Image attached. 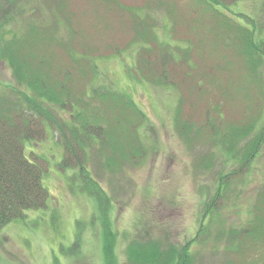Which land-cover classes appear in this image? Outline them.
<instances>
[{
    "label": "rangeland",
    "instance_id": "1",
    "mask_svg": "<svg viewBox=\"0 0 264 264\" xmlns=\"http://www.w3.org/2000/svg\"><path fill=\"white\" fill-rule=\"evenodd\" d=\"M201 2L62 0L61 5L66 8L62 12L72 14L70 24L53 15L57 7H49V3L42 1V4L40 0H0V91H7L6 85L14 84L13 71L1 57L3 43L24 35L30 24L40 22L42 29L50 31V34H45L47 41L43 45L40 43V48L43 46L46 52V58H43L52 66L50 69L55 71L73 65L64 49L50 42L52 35L77 52L78 58L85 57L87 62L83 60L82 65L87 75L82 80L87 86L92 84L90 86L96 87L98 94L106 88L121 98L122 95L130 97L129 100L135 102L141 111L138 132L146 150L145 157L138 164L132 165L126 161L121 169L111 172L103 167L104 158L99 157L102 145L94 142L91 150L95 152L90 156L88 167L104 190V193L95 196L85 188L90 185L88 178L78 179V169L63 168L60 164L63 146L58 141V134L49 126L45 139L25 141L24 152L29 159L33 160L31 154L34 153L47 162L42 181L49 197L45 208L28 210L23 219H16L1 229L0 264H105V220L114 232L118 264H130L127 251L134 241H157L163 249L175 245L182 250L188 246L192 255L199 256L196 260H200V264H226L225 260L229 258L226 250L228 242L226 237L216 238L218 225L242 227L252 218L258 192L264 187V139L258 156L247 172H239L235 178H231L232 192L229 194L232 197L223 199L224 206L216 218L218 224L214 222L210 225L212 230H208L209 227H206L210 218L204 214L205 204L216 195L219 174L235 170L240 163L233 160L227 164L226 152L217 148L212 139L208 140L205 103L200 102V109L195 112L185 105L183 115L195 118V126L199 125L206 139L205 142L196 140L189 145L177 126V90L141 79L136 72L142 50L140 45L145 43L138 39V33L144 26L153 29L158 41L164 42L178 60L175 46L186 47L193 43L196 59H199L198 48H202L206 55V58L200 56L202 65L188 60V68L208 67L216 57L218 60L223 58L222 64H228V67L232 65L229 61H235L234 58L217 52L215 48L211 50L210 44L216 37L211 35L212 31L209 32L207 18L210 12ZM221 10L247 27L253 25L240 13L255 19L257 32L264 38V0H239ZM56 23L58 30L49 28ZM75 30L76 34L73 32ZM219 40L222 41L219 48L224 49L223 40ZM145 44L150 46V43ZM92 55L97 74L91 71ZM40 57L39 54L35 56ZM46 69L51 77L55 78V74H58L57 70L52 73L48 67ZM242 74L249 86L246 89L241 87L238 97L234 95L226 102L222 91L216 90L219 100L223 102L226 122L245 124L254 114L260 113L264 84L259 92L260 88L249 72L242 71ZM77 80L74 86L84 83ZM215 83L220 84V80L216 79ZM75 90L79 94V90ZM247 93L255 96L251 107L248 106ZM115 95L112 96L115 99L108 100L110 103L105 110L99 107V103L102 105L99 98L91 106H85L83 111L84 118L93 125L104 126L106 123V131L114 140L113 145L118 144L121 128V110ZM256 101L258 105L255 111ZM63 114L70 118L68 112ZM210 117L218 118L212 111ZM125 118L134 120L128 115ZM133 120L132 126L127 121L122 127L129 130L134 125ZM258 126L259 130L264 128V107ZM112 142L106 143L107 149L111 150ZM202 225L204 231H201ZM198 235L210 236H207V243L199 244L195 242ZM256 257L248 260H256L259 264L264 262V251L260 257Z\"/></svg>",
    "mask_w": 264,
    "mask_h": 264
},
{
    "label": "trees",
    "instance_id": "2",
    "mask_svg": "<svg viewBox=\"0 0 264 264\" xmlns=\"http://www.w3.org/2000/svg\"><path fill=\"white\" fill-rule=\"evenodd\" d=\"M40 1L49 3V0ZM61 1L50 0L48 5L52 8L57 7L53 15H58L59 18L71 24L72 14L69 12L65 15L62 12L66 8L61 5ZM198 1H203L206 10L210 12L207 18L208 29L210 33L212 31L211 35L216 37L215 41L213 40L210 44L211 50L215 48L217 52L221 51L223 55L234 58L235 61H229L232 65L228 67V64H222L223 58L218 60L216 57L213 58L214 62L212 60L213 64L208 67L188 68V60L202 65L201 57L206 58L202 48L201 50L198 48L199 59H196L194 56L196 48L193 43H189L188 47L175 46V53L179 56L178 60L164 42L158 41L154 30H149L147 26H144L145 28L138 33V39L150 43V46L141 43L142 50L139 52L136 72L141 79L161 87L168 85L167 87L177 90V126L181 135L188 140L189 145L196 140L205 142L206 139L202 136L203 132L199 125L195 126L197 124L195 118L192 115H183L185 105L187 104L191 111L195 112L200 109V102L205 103L208 140L212 139L217 148L226 152L227 164L233 160L240 163L235 170L220 172L216 195L205 204L204 214L210 218L209 226L206 228L209 227L208 230H212L210 225L216 222L225 203L223 199L232 197L229 194L232 192L231 178H235L239 172L240 174L247 172L258 156L264 139V128L259 130L258 126L264 107V91L261 93L263 103L260 113L254 114L245 124H236L224 120L223 102L219 100L220 97L216 90L222 91V97L226 98V102H229L234 95L238 97L242 91L239 89L241 87L246 89L249 86L248 82L243 80L242 71L249 72L253 81L259 86V92L263 89L264 38L257 32L255 19L240 13L253 25L247 27L221 10V8L227 9L239 0ZM41 26L40 22L30 24L24 35L12 39L9 43H3L1 48V57L8 62L13 71L14 84L6 85L7 91L5 89L3 92L0 91V231L8 223L23 219L28 210L47 206L49 192L42 181L43 173L47 170V162L35 156L34 153L31 154L33 160L29 159L24 152L25 141L45 139L47 126L58 134V141L63 146L60 164L63 168L78 169L76 174L78 177L75 175L78 179L88 178L90 185L85 188L87 187V190L95 196L101 195L104 190L100 181L88 167L90 156L93 151L95 152L94 149L91 150L94 142L102 145L99 149V157L105 159L102 165L111 172L121 169L126 161L132 165L138 164L146 153L138 132L141 111L135 102L132 99L129 100V96L126 98L122 95L123 98H121L106 88L98 94L96 87L90 86L92 84L87 86L82 80L83 76L87 75L86 68L82 65L83 60L87 62L85 57L78 58L77 52L56 40L52 35L49 37L50 42L53 41V44L62 47L70 56L73 65L55 69L58 74L54 73L55 78L50 76L46 67L52 73L55 71L50 69L52 66L44 59L46 58L44 47L42 46L43 50L40 48V43L43 45L47 41L45 34H50V31H45V28L42 29ZM49 28L54 31L58 30L57 23ZM73 32L76 34L77 30ZM219 39L223 40L224 49L219 48V44L222 43ZM35 49H38L36 54L41 55L40 58H35ZM91 62V71L97 74L93 55ZM77 79L84 82L83 86H74ZM216 79L220 80V84L215 83ZM236 79L242 80L237 81ZM113 95L118 98L117 105L121 110L119 111L121 128H119L120 134L118 133L119 139L116 145H113L114 140L106 131V123L104 126H95L83 115L85 106H91L93 101L99 98H101L99 102H102V105L99 103V107L105 110V106L110 103L108 100L113 98ZM214 96L216 98L213 99ZM246 97L250 101L248 106L251 107L255 96L252 97L247 93ZM257 105L258 101L254 104L255 111ZM211 111L214 115L216 113L218 118L210 117ZM63 112H68L70 118L67 119ZM125 115L134 118L132 119L134 125L129 130L122 127L127 121L131 123V126L133 123L129 118L126 119ZM108 142H112L111 150L107 149L106 143ZM217 199L221 200L217 201ZM218 226L216 238L226 237L228 242L226 250L229 258L225 260L226 264H259L256 260L249 261L248 259L252 256L260 257L264 251H261L264 249V187L258 192L252 218L247 224L242 227L227 228L222 227L220 223ZM104 227L105 264H118L114 248L115 236L107 220L104 221ZM202 230L204 231L203 225ZM210 235L203 237L198 235L195 242L207 243L209 238L207 236ZM127 257L130 264H200V260H196L199 256L192 255L188 246L182 250L175 245L163 249L157 241L132 242L129 244Z\"/></svg>",
    "mask_w": 264,
    "mask_h": 264
}]
</instances>
